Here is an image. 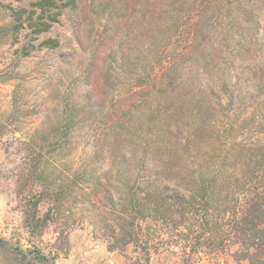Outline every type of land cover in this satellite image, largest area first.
Listing matches in <instances>:
<instances>
[{
	"label": "rangeland",
	"instance_id": "obj_1",
	"mask_svg": "<svg viewBox=\"0 0 264 264\" xmlns=\"http://www.w3.org/2000/svg\"><path fill=\"white\" fill-rule=\"evenodd\" d=\"M34 1L0 0V264H250L224 210L264 192V0L170 29L159 0H58L40 34ZM137 179L218 211L117 221Z\"/></svg>",
	"mask_w": 264,
	"mask_h": 264
},
{
	"label": "trees",
	"instance_id": "obj_2",
	"mask_svg": "<svg viewBox=\"0 0 264 264\" xmlns=\"http://www.w3.org/2000/svg\"><path fill=\"white\" fill-rule=\"evenodd\" d=\"M58 0H35L32 2L31 10L27 8H20L15 11V15L18 20H22L24 13L29 11V15L27 19L31 20L34 17L38 19L36 25H39V29L36 33H42L47 31L51 24L52 20L55 17L53 14V7L56 5ZM64 3L65 6L74 5L76 0H59ZM212 0H159V9L161 14L164 15V24L162 28L170 29L173 27L174 22L177 21L179 24L185 18H182L184 13H188V15L192 16L191 21L193 20V13H195L196 20L197 17L200 18L199 11L205 3H210ZM212 3V2H211ZM189 11V12H188ZM46 12H50L46 15ZM199 18L196 22H192V26L198 23ZM44 43L50 47H55L58 45V41L54 38H47L44 40ZM167 70V68H166ZM167 165L161 168L163 173L168 169ZM168 173V172H167ZM161 183L157 185H166L169 186L168 180H166L165 175L161 176ZM117 181H120L119 176ZM158 181V180H157ZM157 181L153 180H145L137 179L134 182V186L129 189V191L121 192L118 191L114 197L116 198V202L114 207L111 208L113 212H119L122 214L120 217H117L116 220L120 221L123 218L133 217L132 219H136V221L147 217L152 213L153 216H157L158 218H167L174 217V215L182 214L183 217L185 215H190L192 218L203 219L204 222L208 223V220L215 217L217 209L209 206L208 195L204 193L205 196L203 198L207 199L202 204L203 208H199V206H195L194 202L196 201L194 191L189 190L188 188H184L179 186L176 190L180 195L185 198H188V201L185 203L186 211L181 210V204H179L172 196L161 197L160 191L159 196L155 195L157 192V187L154 183ZM146 183L150 185V187H155L154 189L146 188L147 193L143 194L141 191L140 185ZM240 187V184L237 183L235 188ZM206 189V188H205ZM207 190V189H206ZM213 193V197L217 195H222L224 193L220 186H214L209 193ZM152 194L154 196H152ZM182 211V212H181ZM224 212H230L231 216H229L228 220L230 222V227L232 229L233 235L236 239V242L239 243L244 250V257L249 260L250 264H264V192H254L250 194L247 198V203L242 206H234L229 207L224 210ZM157 218V219H158ZM133 225L135 223L133 222ZM126 236V234H125ZM116 241H118L117 234L115 235ZM122 243H129L130 240L126 238H122ZM115 241V245L117 242ZM112 248L115 246H111Z\"/></svg>",
	"mask_w": 264,
	"mask_h": 264
}]
</instances>
